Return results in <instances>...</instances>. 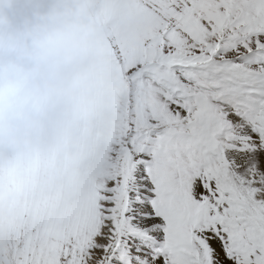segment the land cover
Wrapping results in <instances>:
<instances>
[{
	"label": "snow or ice",
	"instance_id": "snow-or-ice-1",
	"mask_svg": "<svg viewBox=\"0 0 264 264\" xmlns=\"http://www.w3.org/2000/svg\"><path fill=\"white\" fill-rule=\"evenodd\" d=\"M108 12L87 152L0 235V264H264V0Z\"/></svg>",
	"mask_w": 264,
	"mask_h": 264
},
{
	"label": "clouds",
	"instance_id": "clouds-1",
	"mask_svg": "<svg viewBox=\"0 0 264 264\" xmlns=\"http://www.w3.org/2000/svg\"><path fill=\"white\" fill-rule=\"evenodd\" d=\"M100 0H0V200L76 176L103 79Z\"/></svg>",
	"mask_w": 264,
	"mask_h": 264
},
{
	"label": "rangeland",
	"instance_id": "rangeland-1",
	"mask_svg": "<svg viewBox=\"0 0 264 264\" xmlns=\"http://www.w3.org/2000/svg\"><path fill=\"white\" fill-rule=\"evenodd\" d=\"M100 3H102L104 7L101 9L102 13H100V18L98 19L99 29L97 36L100 37L102 35L100 38L102 41L105 39V31L110 28V16L107 11L108 0H100ZM103 29L104 31H102ZM38 191L39 189H34L30 195L20 194L18 196H10L7 200H0V235H3L10 230L25 206H31L38 196ZM23 197H25V201H23Z\"/></svg>",
	"mask_w": 264,
	"mask_h": 264
},
{
	"label": "bare ground",
	"instance_id": "bare-ground-1",
	"mask_svg": "<svg viewBox=\"0 0 264 264\" xmlns=\"http://www.w3.org/2000/svg\"><path fill=\"white\" fill-rule=\"evenodd\" d=\"M108 6V5H107ZM107 10V9H106ZM108 11V10H107ZM102 13V11H101ZM107 13V12H106ZM108 14V13H107ZM103 16V15H102ZM101 16V17H102ZM107 17V16H106ZM100 18V17H99ZM104 21V20H103ZM101 24V23H100ZM104 31V29L102 30ZM107 31H105V39L104 40H100V38L102 37V35L100 37L97 36V48L99 50V55H100V74L102 73L101 77L104 78L105 75V62H104V58H105V45H106V40H107ZM104 34V33H103ZM100 35V34H99ZM104 36V35H103ZM23 201H25V197H23Z\"/></svg>",
	"mask_w": 264,
	"mask_h": 264
}]
</instances>
